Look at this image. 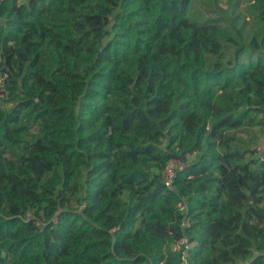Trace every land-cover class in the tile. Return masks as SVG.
<instances>
[{
    "label": "trees",
    "instance_id": "16d2710c",
    "mask_svg": "<svg viewBox=\"0 0 264 264\" xmlns=\"http://www.w3.org/2000/svg\"><path fill=\"white\" fill-rule=\"evenodd\" d=\"M191 5L0 0V264H264V48Z\"/></svg>",
    "mask_w": 264,
    "mask_h": 264
},
{
    "label": "rangeland",
    "instance_id": "374dc122",
    "mask_svg": "<svg viewBox=\"0 0 264 264\" xmlns=\"http://www.w3.org/2000/svg\"><path fill=\"white\" fill-rule=\"evenodd\" d=\"M250 4L251 0H192L188 17L198 21L217 18L233 32L239 43L247 44L257 36L264 48V29Z\"/></svg>",
    "mask_w": 264,
    "mask_h": 264
},
{
    "label": "built area",
    "instance_id": "2783aa9c",
    "mask_svg": "<svg viewBox=\"0 0 264 264\" xmlns=\"http://www.w3.org/2000/svg\"><path fill=\"white\" fill-rule=\"evenodd\" d=\"M7 79L6 72H0V98L3 97L4 91V84L5 80ZM183 167V160L177 157L170 158L165 163L163 170H162V179L165 186L170 187L173 178L178 170ZM187 204L184 202H179L177 204V211L181 214V227H187ZM193 243L189 242L187 236L185 234L181 235L180 237L176 238L174 241L170 242L169 249L173 253H177L180 256L181 264H187V257L189 249H191Z\"/></svg>",
    "mask_w": 264,
    "mask_h": 264
},
{
    "label": "water",
    "instance_id": "95a60500",
    "mask_svg": "<svg viewBox=\"0 0 264 264\" xmlns=\"http://www.w3.org/2000/svg\"><path fill=\"white\" fill-rule=\"evenodd\" d=\"M261 156H262V158H264V151L261 152Z\"/></svg>",
    "mask_w": 264,
    "mask_h": 264
}]
</instances>
